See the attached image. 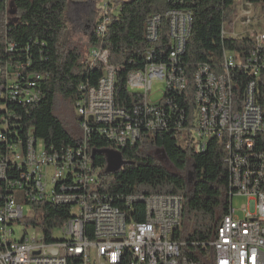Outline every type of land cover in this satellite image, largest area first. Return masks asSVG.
<instances>
[{
  "label": "built area",
  "instance_id": "1",
  "mask_svg": "<svg viewBox=\"0 0 264 264\" xmlns=\"http://www.w3.org/2000/svg\"><path fill=\"white\" fill-rule=\"evenodd\" d=\"M237 1L241 3H237V15L230 27L239 23L244 31L228 35L224 27L222 37L249 38L253 48L247 53L224 49L219 72L200 66L193 75V121L184 128L183 111L175 120L178 129L191 133L197 151L204 152L211 140H218L226 153L229 212L210 243L191 244L206 251L205 264H264V112L256 85L264 73V31L253 30L247 35L249 27L257 23L258 8L247 0ZM165 18L171 39L169 63H151L155 55L149 51L145 69L128 74L129 91L143 95L142 103L132 113L116 106L118 69L108 66L107 51H90L91 67L101 63L105 69L96 86L90 87V94H84L75 105L83 145L96 124L106 126L99 132L117 150L135 145L143 129L154 131L169 126L177 105L175 97L165 99V93L181 96L189 86L178 64L191 34L192 14L173 9ZM160 24L159 15L148 20V41L158 40ZM104 31L101 24L97 35L103 36ZM246 76L249 80L238 100L233 83ZM155 81L166 83L164 96L158 102L150 97ZM34 89L35 83H30L22 90L27 103L38 100ZM6 133V127L0 129V264H121L126 257L129 264H198L186 253L187 244L175 240L182 228L183 196H104L97 191V171L85 146L50 154L33 136L9 141ZM49 169L54 172L51 182L45 175ZM48 184H52L50 192ZM236 196L253 199L251 210L242 208L244 219L238 218L232 208ZM43 202L71 206V220L55 231L53 242H46L43 233L40 239L15 238L14 227L34 218L35 205ZM143 202H150V211L142 213ZM24 205L31 206L33 214L25 217ZM142 214L143 222L134 220L133 217L142 218Z\"/></svg>",
  "mask_w": 264,
  "mask_h": 264
},
{
  "label": "trees",
  "instance_id": "2",
  "mask_svg": "<svg viewBox=\"0 0 264 264\" xmlns=\"http://www.w3.org/2000/svg\"><path fill=\"white\" fill-rule=\"evenodd\" d=\"M247 1L259 6L264 16V0ZM70 2L74 1L0 0V129L7 128L9 141L33 136L50 154L83 145L79 119L81 134L77 135L70 132L55 110L58 97L70 100L75 108L86 94V88L96 86L103 76L104 65L98 63L91 67L90 51L94 48L107 51L108 66L118 69L116 106L132 113L142 103L143 95L129 91L128 74L145 69L149 51L155 55L151 63L168 65L171 39L165 14L173 9L189 11L191 34L178 64L189 86L181 96L165 93L164 98L174 96L177 105L169 126L154 131L143 129L135 145L117 150L99 132L106 126L96 124L92 125L83 146L91 154L100 194L114 198L131 194L183 196L182 228L175 240L185 242L186 253L198 264H205L206 251L195 249L191 244L210 243L229 212L230 175L226 153L218 140H211L204 152L197 151L191 133L178 129L175 120L183 111V127L193 121V75L200 66L207 65L219 72L224 49L247 53L253 48L254 42L249 38L222 37L223 28L230 27L236 18L237 0H109L106 10L98 14L93 25L86 53L63 43L67 28L65 14ZM153 15L161 16L159 38L154 43L146 36L147 22ZM101 24L105 31L100 37L97 28ZM247 79L249 76L234 80L238 100ZM30 83H35L34 91L38 94V100L33 103H27L22 94ZM256 85L258 102L264 112V73ZM14 92L17 96L11 94ZM109 151L119 155L120 165L115 169L109 167L105 154ZM34 209L35 217L26 220V224L39 227L46 242H53L55 231L72 218L69 205L43 202ZM140 210L143 213L145 207L141 205ZM133 218L143 222V214L139 220ZM129 263L126 257L121 264Z\"/></svg>",
  "mask_w": 264,
  "mask_h": 264
},
{
  "label": "rangeland",
  "instance_id": "3",
  "mask_svg": "<svg viewBox=\"0 0 264 264\" xmlns=\"http://www.w3.org/2000/svg\"><path fill=\"white\" fill-rule=\"evenodd\" d=\"M68 5V9L65 14L66 21V32L63 37V43L65 45H73L79 47L83 53L87 52V44L89 41V36L91 34L94 23L98 20L99 13L105 11L107 8L108 0H102L100 3H96L93 0H73ZM130 1V0H126ZM238 5L241 3L237 1ZM257 17L255 25L250 26V32L247 35H250L253 30L264 31V16L260 11L259 6H257ZM233 27V28H232ZM232 27L226 28V33L228 35L233 34L234 32L242 33L244 27L239 23H236ZM166 89V83L155 81L153 83L152 91L150 93L151 100L153 102L160 101ZM56 114L64 121L71 133L81 134L78 124V117L73 103L70 100L58 97L56 100ZM185 134H188L185 132ZM117 156H113L109 162V166H117ZM47 181L51 182V179L54 175L52 169H49L48 172H45ZM52 189V184L47 185V190L50 192ZM253 199L246 196H236L232 200V208L236 211V216L240 219H244L246 214L242 211L243 207H247L249 210L253 208ZM24 214L25 217L33 214V208L28 205H24ZM15 238L21 239L23 236L28 238L40 239L42 231L39 227H34L32 225H27L26 221L23 220L20 224H17L14 227ZM58 239H60L58 237ZM92 264V263H91Z\"/></svg>",
  "mask_w": 264,
  "mask_h": 264
},
{
  "label": "water",
  "instance_id": "4",
  "mask_svg": "<svg viewBox=\"0 0 264 264\" xmlns=\"http://www.w3.org/2000/svg\"><path fill=\"white\" fill-rule=\"evenodd\" d=\"M107 156H108V158H109V162L111 161V159H112V157L113 156H117V159H118V162H117V166L116 167H110L111 169H115V168H117V167H119V165H120V160H119V155H118V153H116V152H114V151H109V152H106L105 153Z\"/></svg>",
  "mask_w": 264,
  "mask_h": 264
},
{
  "label": "bare ground",
  "instance_id": "5",
  "mask_svg": "<svg viewBox=\"0 0 264 264\" xmlns=\"http://www.w3.org/2000/svg\"><path fill=\"white\" fill-rule=\"evenodd\" d=\"M86 94H90V87L86 88ZM141 205L145 207V211H150V202H143Z\"/></svg>",
  "mask_w": 264,
  "mask_h": 264
}]
</instances>
